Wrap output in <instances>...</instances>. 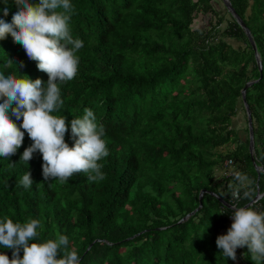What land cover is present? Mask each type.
Returning a JSON list of instances; mask_svg holds the SVG:
<instances>
[{
	"label": "trees",
	"instance_id": "16d2710c",
	"mask_svg": "<svg viewBox=\"0 0 264 264\" xmlns=\"http://www.w3.org/2000/svg\"><path fill=\"white\" fill-rule=\"evenodd\" d=\"M70 2L71 35L84 46L77 53V75L59 84L63 105L52 114L67 117L65 142L71 147V120L82 118L85 108L94 113L106 133L109 155L98 161L105 179L90 181L81 172L65 183L45 181L39 152L28 165L20 160L32 144L25 133L15 155L0 157V219H39L34 242L64 234L79 264H255L246 247L236 250L235 261L217 248L233 212L216 197L238 208L256 190L264 193V175L256 180L249 159L240 102L244 84L257 80L245 99L255 163L264 171V0H229L254 42L259 79L242 30L224 9L215 12L211 0ZM4 6L10 9L4 19L11 22L13 0H0ZM199 12L205 23L193 27ZM6 56L17 71L3 67ZM0 71L48 79L10 35L0 40ZM237 110L243 140L231 125ZM8 115L17 126L22 122ZM226 159L246 177L243 182L221 175ZM26 171L33 181L28 189L19 183ZM233 189L239 199L231 202ZM201 190V208L178 223L197 207ZM247 207L264 212V195ZM0 253L12 258L11 249L0 247Z\"/></svg>",
	"mask_w": 264,
	"mask_h": 264
},
{
	"label": "clouds",
	"instance_id": "9594fccd",
	"mask_svg": "<svg viewBox=\"0 0 264 264\" xmlns=\"http://www.w3.org/2000/svg\"><path fill=\"white\" fill-rule=\"evenodd\" d=\"M13 3L15 11L11 22L4 19L9 7L0 9V40L10 35L48 79L44 83L40 79L31 80L27 76L0 71V157L9 159L15 155L27 133L32 144L24 150L20 160L28 165L33 154L39 152L45 181L57 179L65 183L81 172L88 174L90 181L104 180L103 166L98 161L109 152L104 139L105 129L96 123L94 113L85 108L82 118L71 120V147L65 142L67 117L52 114L63 105L59 84L71 81L77 75V53L84 46L71 35L74 6L70 0H39L35 5L29 0H13ZM3 67H14L17 71L8 57ZM20 67H23L22 63ZM9 111L16 120H22L19 126L9 118ZM233 171L237 180L243 182L246 179L237 175L234 163ZM19 183L25 189L30 188L33 183L31 173L26 171ZM258 194L256 190L255 195ZM230 206L232 223L229 221L231 226L227 234L216 238L217 248L226 259L235 261L236 250L246 247L255 264H264V212L251 207ZM41 228L39 219L24 223L13 222L8 216L0 219V247L12 250L11 259L0 253V264H79L80 257L74 249L69 250V239L64 234L57 233L54 239L34 242L38 240V229Z\"/></svg>",
	"mask_w": 264,
	"mask_h": 264
},
{
	"label": "water",
	"instance_id": "95a60500",
	"mask_svg": "<svg viewBox=\"0 0 264 264\" xmlns=\"http://www.w3.org/2000/svg\"><path fill=\"white\" fill-rule=\"evenodd\" d=\"M220 3L222 5L223 9L225 10V12H227L230 15V17L239 26V28L242 30L244 36L246 37V39H247V41H248V43H249V45L251 47L252 53H253V59H254L255 65H256L257 72L259 74L258 75V79H259L261 77L260 60H259V56H258V54L256 52V48H255V45H254V42L252 40V37L250 35L249 30L245 27V25H244L243 21L240 19V17L235 13V11L232 8L229 0H220ZM256 81L257 80L248 81V82H246L244 84V86L240 90V102H241V106L243 108L244 115H245L246 130H247V151H248L250 162L253 165L254 171H255L256 176L258 178V175L260 173L264 175V171L262 170V168L260 166H257L255 164V159H254V155H253V132H252L251 117H250L249 108H248V105H247L246 99H245V90L248 87H250L253 83H255ZM204 193H206L204 190L199 191L198 196H197V202H198L197 207L193 211H191L189 214L185 215L181 220H179L178 223H181L182 221H184L189 216H191L194 213H196L201 208V197H202V194H204ZM210 195H213V194L210 193ZM263 195H264V193L255 195L253 197V199L245 207H247L251 203L255 202L257 199H259ZM216 199L226 209L233 210L232 207L229 204H227L226 202H224L223 200H221V199H219L217 197H216ZM137 235L138 234L130 237L129 239H132L133 237H135ZM96 241H98V240H94L93 242H96ZM89 247H90V245L87 247V249Z\"/></svg>",
	"mask_w": 264,
	"mask_h": 264
},
{
	"label": "rangeland",
	"instance_id": "374dc122",
	"mask_svg": "<svg viewBox=\"0 0 264 264\" xmlns=\"http://www.w3.org/2000/svg\"><path fill=\"white\" fill-rule=\"evenodd\" d=\"M211 5H212V7L214 8L215 12H220V15H222V11H224V10H223V7H222L220 1H218V0H211ZM207 14L209 15L210 13L207 12ZM201 16H202V15H201L200 12H199V14H198L197 16L194 17V21H193L194 26H193V27L198 26V25H202V24L205 23V22H203V21L201 20ZM221 25L224 26L223 24H221ZM227 42H228V43H231V45H232L234 48L237 47V46L239 45L237 42H234V41L227 40ZM237 112H238V114H237L236 118H233V119H232V124H231V125H232V127L234 128V130L237 132L239 138H240L241 140H243L244 137H245V133H244V131H243V130H244V120H243V118H242V111H238V110H237ZM232 148H233V147L229 145V146L225 147V151H230ZM219 174H220V173L217 172L216 175H219Z\"/></svg>",
	"mask_w": 264,
	"mask_h": 264
},
{
	"label": "built area",
	"instance_id": "2783aa9c",
	"mask_svg": "<svg viewBox=\"0 0 264 264\" xmlns=\"http://www.w3.org/2000/svg\"><path fill=\"white\" fill-rule=\"evenodd\" d=\"M223 167H224V170H223L222 176L224 178L235 177V172L233 171V163L230 159L224 162ZM233 200H238L237 190H232L231 192V201ZM229 221L232 223L231 217L229 218Z\"/></svg>",
	"mask_w": 264,
	"mask_h": 264
}]
</instances>
